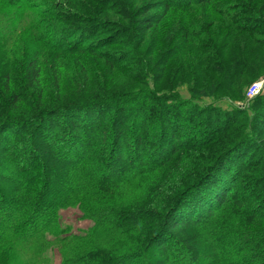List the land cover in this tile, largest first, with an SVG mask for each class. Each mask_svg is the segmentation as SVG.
I'll use <instances>...</instances> for the list:
<instances>
[{
	"label": "trees",
	"instance_id": "16d2710c",
	"mask_svg": "<svg viewBox=\"0 0 264 264\" xmlns=\"http://www.w3.org/2000/svg\"><path fill=\"white\" fill-rule=\"evenodd\" d=\"M209 1L168 0L167 9L190 8ZM10 5L15 11L20 10V6ZM232 8L234 12L221 15L227 29L221 48L213 44L210 53L201 51L197 42L190 39L200 33L186 30L185 42L196 50L195 70L202 75L195 79V86L201 90L197 94L194 91L196 98L242 100L246 98L243 84L251 76L259 77L260 55L256 47L264 49V21L244 23L241 19L257 13L251 3L236 2ZM17 15L11 30L0 28L5 43L11 33L12 39L16 38L14 34L24 23L43 47L65 49L32 20L29 23L25 16ZM79 47L81 50L84 46ZM225 48L232 51L221 56L219 52ZM37 56L25 71L27 79L40 76ZM206 59L210 62L206 63ZM102 92L104 97L84 95L86 98L64 100L58 105L44 102L39 94L43 104L27 117L21 113L17 99L9 96L11 102L16 100V107L11 110L17 114L1 118L0 124L17 126L30 116L39 119V132L36 136L35 128L32 130L29 152L19 145L12 149L10 136L5 133L2 151L6 155L0 156V175L13 182L8 187L0 185V249L23 242L31 247V255L40 256L52 246L58 249L61 264H264V215L250 208L254 198L246 191L233 192L239 177L246 172L254 175L259 168L246 159L248 152L241 147L250 135L229 137L212 145L218 130L229 132L237 125L239 109L232 113L234 106L222 113L209 107L213 103L203 107L192 101L190 107L184 108L183 101L166 92V96L151 95L152 99L148 96L145 101H135L131 98L136 96L131 94L120 95L114 97L115 107L109 116L103 109L95 115L96 108L111 98L106 89ZM260 100L261 95L252 98V102ZM148 105L151 108H146ZM80 110H84L82 118ZM149 116L154 120H149ZM105 117L109 121L103 128L99 121ZM100 127L107 131V144L98 151H89L92 136ZM33 136H42L51 146L47 177H38L44 172L39 167L31 170L16 163L20 159H36ZM58 150L60 162L55 158ZM182 150L202 156L187 177L176 184L170 179L165 181L159 195L156 191L157 195L149 200L137 198L124 204L114 198L118 194L113 192L116 186L138 188L151 183L155 174V180L159 178L161 168ZM58 169L68 171L61 173ZM23 174L34 176L22 179ZM37 177L44 186L35 181ZM61 180L63 185L59 187ZM52 185L55 191L48 196ZM76 203L83 208V218L94 224L82 234L69 233L70 228L60 226L59 210Z\"/></svg>",
	"mask_w": 264,
	"mask_h": 264
},
{
	"label": "rangeland",
	"instance_id": "374dc122",
	"mask_svg": "<svg viewBox=\"0 0 264 264\" xmlns=\"http://www.w3.org/2000/svg\"><path fill=\"white\" fill-rule=\"evenodd\" d=\"M236 2L251 3L257 12L252 16H242L244 23L256 19L264 21V0H211L190 8L170 9H167L168 0H0V28L6 27L11 30L14 20L18 18L17 14L20 13L25 16L27 22L30 23L32 20L38 25V29L42 28L50 38L53 36L58 45L65 47L59 51L43 47L29 34L30 31L27 29L29 25H23L24 23L20 24L19 30L14 34L16 38L12 39L13 33H11L6 43L3 41L5 35L0 33V119L17 114L11 110L16 107V100L11 102L10 95L12 99H17L21 113L27 117L43 104L39 94L44 102L58 105L57 102L80 99L84 95H91L92 98L100 95L102 97L105 94L102 92L104 89L108 91V96L110 95L111 98L107 99V104L96 108L95 115L104 110L109 116L116 103L113 99L119 98L120 95L127 97L128 94L135 95L136 98H131L135 101L140 98L141 101H145V99L149 100L148 96L152 99L154 95L166 96L167 92L170 96L183 101L184 108L190 107L191 101L203 107L213 103L209 107L217 108L222 113L235 106L236 109L231 111L233 113L239 109L237 113L240 114V119L237 125H233L229 132L218 130L212 145L229 137L250 135L241 147L246 148L248 152L246 159L250 160L252 165L257 164L259 168L254 175L246 172L239 177L233 192L242 194L246 191V194L254 198L249 204L250 208L254 207L256 214L263 216L264 49L260 46L256 47V52L260 55L259 77L251 76L243 84L245 99L196 98L194 91L196 90L197 94V91L201 90L195 86V79L197 75L198 78H202V75L195 70L196 50L190 48L184 39L186 30L190 29V33H200L198 37H190V39L197 42L201 51L210 53L212 49L209 47H213V44L221 48L227 30L226 22L221 15L234 12L235 9L232 6ZM8 3L20 6V10L15 11ZM8 18L11 20L8 21ZM5 19L7 22H4ZM216 41L219 42L216 44ZM79 45L84 47L80 50L81 47L77 48ZM231 51L230 48H225L219 53L222 56ZM35 56L40 59L38 65L41 69L40 76L38 79L34 76L27 79L25 71ZM208 61L210 62L208 59L205 60L206 63ZM257 82L261 85L257 94L261 95V100L252 102L253 97L247 96V90ZM8 89H10L9 93ZM98 92L100 94H95ZM148 107L151 108L149 105L146 108ZM242 110L246 113L241 112ZM79 112V118H82L84 110ZM149 112L152 113L150 110ZM107 118L109 119L105 117L103 122L99 121L100 126L102 123L101 127H107L105 126L108 125ZM26 119L28 120L17 126L7 127L0 124V156L6 155L2 151L6 143L5 133L10 136L9 145L12 149L13 145H19L24 151H30L28 148L30 135L34 128L36 131L34 134L38 135L39 128L36 125L39 119H32L30 116ZM149 120L152 121L154 118L149 116ZM158 125L161 123L158 122ZM101 127L96 134H93L89 151L92 149L98 151L105 143L107 144V131L101 130L103 129ZM41 137L38 136L35 139L33 136L32 139L37 151L33 155L36 159L29 162H23L20 159L16 163H22L24 168L31 170L39 167L44 172L38 177L43 174L47 177V168H49L47 164L52 157L49 154L51 146ZM56 154L55 158L57 162H60L62 159L59 155L60 151ZM198 157L202 156L182 150L161 168L159 178L155 180L158 177L155 174L151 183L138 188L116 186L113 192L118 194H115L114 198L124 204L133 202L137 198L149 200L157 193L159 195V192L164 189L161 184L163 185L165 181L170 179L173 184H176L179 179L187 177L190 170L197 168ZM58 171L67 173L68 170L58 169ZM33 176L34 174H27L22 179ZM38 177L35 181L44 186V182L38 180ZM52 180L54 177L51 178ZM12 182V178H4L0 175L1 187H8ZM57 185L62 186L63 181H59ZM55 188L53 185L50 187L48 196L53 195ZM59 211L60 226L64 229L70 228L69 233L82 234L94 225L91 220L83 218L84 211L79 203L63 207ZM8 245L0 249V264H61L60 253L52 246H48L40 256H33L29 244L18 242L13 247H7ZM158 264L161 263L158 262Z\"/></svg>",
	"mask_w": 264,
	"mask_h": 264
},
{
	"label": "built area",
	"instance_id": "2783aa9c",
	"mask_svg": "<svg viewBox=\"0 0 264 264\" xmlns=\"http://www.w3.org/2000/svg\"><path fill=\"white\" fill-rule=\"evenodd\" d=\"M261 85L260 83H253L247 90V96L252 98L256 96L260 91Z\"/></svg>",
	"mask_w": 264,
	"mask_h": 264
}]
</instances>
